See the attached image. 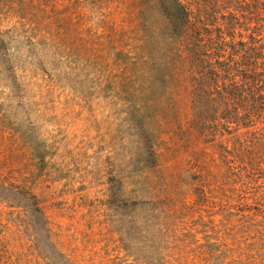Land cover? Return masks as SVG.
Segmentation results:
<instances>
[{
    "label": "rangeland",
    "instance_id": "rangeland-1",
    "mask_svg": "<svg viewBox=\"0 0 264 264\" xmlns=\"http://www.w3.org/2000/svg\"><path fill=\"white\" fill-rule=\"evenodd\" d=\"M263 79L264 0H0V264H264Z\"/></svg>",
    "mask_w": 264,
    "mask_h": 264
},
{
    "label": "trees",
    "instance_id": "trees-1",
    "mask_svg": "<svg viewBox=\"0 0 264 264\" xmlns=\"http://www.w3.org/2000/svg\"><path fill=\"white\" fill-rule=\"evenodd\" d=\"M226 63L228 64V66H233L234 68V72L235 70H240L244 73H247L246 69H244L245 67L243 65H241L242 63L241 62H237V60H234L232 58H229L228 61H226ZM232 71L229 72V74H234V73H231ZM217 74V73H216ZM252 75H255V74H252ZM256 82H243L241 83L240 85H245V88L246 89H249L251 91L250 93V96L253 98V99H256L257 97H264V89H261L259 88V85L255 84ZM262 83L264 84V79L262 80ZM236 85V83L234 84ZM244 97L248 96L247 94L243 95ZM241 101V99H238ZM256 104H258L257 102H255ZM263 105H264V101H263ZM264 108V107H263Z\"/></svg>",
    "mask_w": 264,
    "mask_h": 264
}]
</instances>
